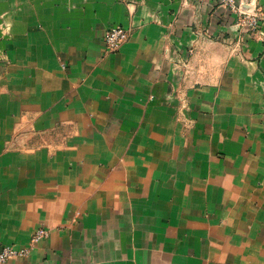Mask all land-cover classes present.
<instances>
[{
  "label": "crops",
  "instance_id": "obj_1",
  "mask_svg": "<svg viewBox=\"0 0 264 264\" xmlns=\"http://www.w3.org/2000/svg\"><path fill=\"white\" fill-rule=\"evenodd\" d=\"M235 2L259 33L214 0H0V250L49 232L10 264H264V0Z\"/></svg>",
  "mask_w": 264,
  "mask_h": 264
},
{
  "label": "built area",
  "instance_id": "obj_2",
  "mask_svg": "<svg viewBox=\"0 0 264 264\" xmlns=\"http://www.w3.org/2000/svg\"><path fill=\"white\" fill-rule=\"evenodd\" d=\"M208 1V0H203ZM221 3V5L228 7L232 12L244 13L246 20L251 26L259 24L260 15L253 10L243 11L242 5H237L235 0H214ZM131 36V29L125 27H114L109 29L105 35L106 49L109 52L117 51L121 45L129 40ZM49 232L46 229H40L36 232L35 242L42 240L47 237ZM26 254V250L18 251L12 247H3L0 250V264H7L16 257H22Z\"/></svg>",
  "mask_w": 264,
  "mask_h": 264
},
{
  "label": "rangeland",
  "instance_id": "obj_3",
  "mask_svg": "<svg viewBox=\"0 0 264 264\" xmlns=\"http://www.w3.org/2000/svg\"><path fill=\"white\" fill-rule=\"evenodd\" d=\"M202 2H205V1H203V0H201ZM249 9H243V11H248ZM257 11H258V9H256ZM250 11V10H249ZM233 13H235L236 15L238 14V15H242L241 17H243L242 19H241V21L243 22V26L245 27V28H247V31H250V32H254V33H259V31H260V29H259V26H260V21H259V24H257L256 26H251L249 23H248V21L246 20V16H245V14L244 13H239V11L238 12H233ZM118 27V26H117ZM122 27V26H121ZM111 28H114V27H111ZM111 28H109V29H111ZM109 29H107L106 30V32L109 30ZM106 32H105V35H106ZM131 34H132V30H131ZM130 38H131V36H130ZM129 38V39H130ZM126 43V42H125ZM122 46V45H121ZM120 49V48H119ZM118 49V50H119ZM117 50V51H118ZM117 51H114V52H109L107 49H106V52L107 53H115V52H117ZM40 229H44V228H40ZM40 229H38V230H40ZM38 230H36L34 233H33V235H32V237H31V240H30V244L29 245H27V246H24V247H17V246H15V245H11V246H5V247H12L13 249H15V250H18V251H22V250H26V254L24 255V256H22V257H16L15 259H22V258H27L30 254H31V252H32V250H33V248L35 247V245H37L40 241H42V240H40V241H38V242H35V235H36V232L38 231ZM43 239H45V237L43 238ZM14 259H12L10 262H8L7 264H10L12 261H13Z\"/></svg>",
  "mask_w": 264,
  "mask_h": 264
}]
</instances>
